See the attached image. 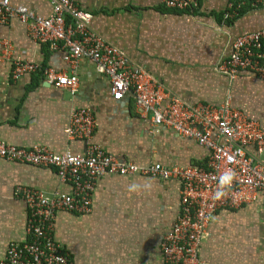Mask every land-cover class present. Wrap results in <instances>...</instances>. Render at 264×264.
I'll use <instances>...</instances> for the list:
<instances>
[{
  "label": "crops",
  "instance_id": "0c3cea01",
  "mask_svg": "<svg viewBox=\"0 0 264 264\" xmlns=\"http://www.w3.org/2000/svg\"><path fill=\"white\" fill-rule=\"evenodd\" d=\"M90 14V28L120 49L130 63L147 72L167 95L188 104L232 108L264 130V78L251 70L229 78L217 71L232 53L234 40L264 29V8L249 7L232 21L223 20L228 0H198L197 11L175 12L161 0H71ZM41 16L51 0H9ZM26 25L12 19L0 25V140L24 149L44 147L61 154H82L89 144L120 163L146 167L205 164L208 151L191 139L142 117L133 96L114 100L109 79L88 59L64 60L63 50L31 38ZM39 66L17 79L12 61ZM75 74L71 95L45 81L43 71ZM89 109L95 128L88 142L67 136L70 114ZM251 154L257 156L254 148ZM54 199L72 191L55 169L0 159V259L9 245L30 240L29 211L20 189ZM180 182L133 175L104 176L95 183L87 214L56 210L51 237L70 264H164L161 242L179 212ZM200 264H264V193L236 209L216 212L197 249Z\"/></svg>",
  "mask_w": 264,
  "mask_h": 264
},
{
  "label": "built area",
  "instance_id": "2783aa9c",
  "mask_svg": "<svg viewBox=\"0 0 264 264\" xmlns=\"http://www.w3.org/2000/svg\"><path fill=\"white\" fill-rule=\"evenodd\" d=\"M169 10L192 12L198 0H161ZM228 0L223 20L233 21L241 5ZM252 7L264 8V0H251ZM52 12L41 16L23 6L0 0V25L17 19L26 25L29 35L52 50H63L64 60L76 64L80 59L94 63L97 71L109 79L114 100L127 95L134 98L142 117H150L155 126H164L191 139L208 151L203 165L166 167L155 163L138 167L120 163L113 155L94 144L82 154H56L44 147L24 149L0 140V159L9 162L53 168L59 180L70 183L72 191L54 199L41 192L20 189L29 211L26 224L30 240L11 244L0 264H70L60 245L52 240L56 210L87 214L95 183L104 176L140 175L180 182L179 212L161 242L164 264H200L197 249L209 219L218 211L236 209L250 202L258 191L264 193V130L259 124L231 107L229 101L219 105L188 104L165 94L147 72L133 66L126 55L108 43L90 26V14L71 0H51ZM8 54L0 51V62ZM12 77L17 79L39 69L29 62L12 61ZM253 71L264 78V29L246 33L232 43V53L222 59L217 71L235 78L241 71ZM45 81L65 88L71 95L78 86L73 73L66 76L53 69L43 71ZM93 113L86 108L74 110L66 129L72 140L88 142L95 128ZM254 148L257 156L248 149Z\"/></svg>",
  "mask_w": 264,
  "mask_h": 264
},
{
  "label": "trees",
  "instance_id": "16d2710c",
  "mask_svg": "<svg viewBox=\"0 0 264 264\" xmlns=\"http://www.w3.org/2000/svg\"><path fill=\"white\" fill-rule=\"evenodd\" d=\"M241 1H244L245 3L243 5H241L240 9H239V14H242L243 12H245V9H249V7H252L250 5V1L251 0H234L235 3H239ZM253 8V7H252ZM172 11H175V10H172ZM175 12H180V11H175ZM184 12V11H183ZM231 22V21H230Z\"/></svg>",
  "mask_w": 264,
  "mask_h": 264
}]
</instances>
